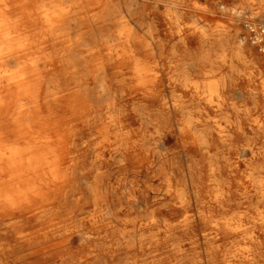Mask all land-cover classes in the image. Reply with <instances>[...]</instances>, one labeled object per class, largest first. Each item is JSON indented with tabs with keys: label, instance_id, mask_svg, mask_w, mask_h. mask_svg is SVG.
Segmentation results:
<instances>
[{
	"label": "bare ground",
	"instance_id": "obj_1",
	"mask_svg": "<svg viewBox=\"0 0 264 264\" xmlns=\"http://www.w3.org/2000/svg\"><path fill=\"white\" fill-rule=\"evenodd\" d=\"M19 247L264 264V0H0V264Z\"/></svg>",
	"mask_w": 264,
	"mask_h": 264
},
{
	"label": "rangeland",
	"instance_id": "obj_2",
	"mask_svg": "<svg viewBox=\"0 0 264 264\" xmlns=\"http://www.w3.org/2000/svg\"><path fill=\"white\" fill-rule=\"evenodd\" d=\"M257 49L252 50V57L253 60L255 61V58L257 59ZM179 163L183 164L185 162V155H182L178 159ZM24 249L23 248H16L13 252V254L10 257V260L13 262V264H47L42 262L41 260L38 259H29L24 257Z\"/></svg>",
	"mask_w": 264,
	"mask_h": 264
}]
</instances>
